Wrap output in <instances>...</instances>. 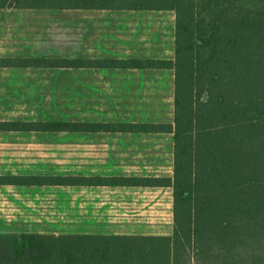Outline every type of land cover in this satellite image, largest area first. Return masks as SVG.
Returning <instances> with one entry per match:
<instances>
[{
  "label": "trees",
  "instance_id": "16d2710c",
  "mask_svg": "<svg viewBox=\"0 0 264 264\" xmlns=\"http://www.w3.org/2000/svg\"><path fill=\"white\" fill-rule=\"evenodd\" d=\"M171 11L172 61L0 59V67L172 69V124L0 122V132L173 136V176H0L13 186L171 187V236L0 235V264H264V0H0V9Z\"/></svg>",
  "mask_w": 264,
  "mask_h": 264
},
{
  "label": "crops",
  "instance_id": "0c3cea01",
  "mask_svg": "<svg viewBox=\"0 0 264 264\" xmlns=\"http://www.w3.org/2000/svg\"><path fill=\"white\" fill-rule=\"evenodd\" d=\"M5 8L0 12L35 11ZM48 10V9H45ZM5 11V12H4ZM60 11V10H58ZM107 13L95 27L94 45L100 46L95 56L71 61H172L174 58L175 17L164 28L161 11L72 10ZM14 22L0 20V37L16 39ZM54 26V25H53ZM51 39L59 34L49 35ZM84 37L83 35H78ZM26 37L29 38L28 35ZM89 37V36H87ZM11 56V55H9ZM0 59H34L0 57ZM77 64L70 68H34L23 66L0 69H39L48 74L54 70H74L79 85L104 94L127 95L124 108L135 116L127 122L105 124L158 125L172 124L174 110V72L172 69L98 68ZM6 122V121H1ZM44 122V121H39ZM73 122V121H72ZM91 123V122H74ZM17 133V132H0ZM49 133V132H47ZM89 136L91 133L76 134ZM106 149L111 171L106 175H67L71 177L162 178L173 176V136L171 133L109 132L93 133ZM3 176V175H0ZM10 176H66L56 174H21ZM63 194L69 201L61 203ZM62 194V195H61ZM21 200L22 213L31 211L29 201L36 200V212L47 217H0V235L12 240L22 235H104V236H171L173 231V191L171 187L142 186H13L0 185V205L11 206L13 198ZM40 200H39V199ZM53 202V204H50ZM43 205V208L40 206ZM11 214L8 208L3 209ZM15 241V240H14ZM22 248V245H21ZM16 256L19 250H16Z\"/></svg>",
  "mask_w": 264,
  "mask_h": 264
},
{
  "label": "rangeland",
  "instance_id": "374dc122",
  "mask_svg": "<svg viewBox=\"0 0 264 264\" xmlns=\"http://www.w3.org/2000/svg\"><path fill=\"white\" fill-rule=\"evenodd\" d=\"M162 12L166 21L162 25L168 28L175 14ZM106 14L72 10L0 12L1 21L14 22V34L17 35L12 41L0 37V57L74 59L95 56L100 46L94 45L97 26L93 24L101 23ZM51 34H59V38L55 36L53 40ZM73 71L62 69L48 74L39 69H0V122L107 123L133 120L135 116L124 108L127 101L123 99L127 95L104 94L81 86ZM76 134H0V175L109 173L112 168L108 166V159L101 155L106 149L105 143L93 133L89 136ZM60 201L65 205L69 201L68 193L63 194ZM21 204L15 196L11 206L0 205V217H47L44 211L39 214L34 210L36 200L29 201L31 211L28 212L22 213ZM4 208L11 210V214L7 215ZM3 230L0 224V231ZM18 238L11 239L14 251L21 248Z\"/></svg>",
  "mask_w": 264,
  "mask_h": 264
}]
</instances>
